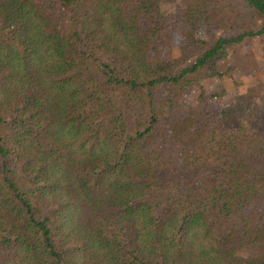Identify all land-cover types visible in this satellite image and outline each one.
Wrapping results in <instances>:
<instances>
[{
  "label": "trees",
  "instance_id": "obj_1",
  "mask_svg": "<svg viewBox=\"0 0 264 264\" xmlns=\"http://www.w3.org/2000/svg\"><path fill=\"white\" fill-rule=\"evenodd\" d=\"M173 1L0 0V264H264V0Z\"/></svg>",
  "mask_w": 264,
  "mask_h": 264
},
{
  "label": "rangeland",
  "instance_id": "obj_2",
  "mask_svg": "<svg viewBox=\"0 0 264 264\" xmlns=\"http://www.w3.org/2000/svg\"><path fill=\"white\" fill-rule=\"evenodd\" d=\"M181 1L182 0H174L173 2L163 3L161 8L163 14L170 15L175 13V11L181 8ZM174 40H175L174 44L177 45L179 43L178 39L176 38ZM256 45H257L256 43H250L241 51V54H243L245 57H248V55H246V53L243 52H248V54L250 55L251 54L250 51H255L254 49L256 48ZM234 88H235L234 90L236 91L240 90L239 85L235 86ZM235 94H236L235 91H230L229 93L227 92V94L221 99L212 101L210 103V107L212 111L214 113H217L221 109V107L230 104V102L234 99Z\"/></svg>",
  "mask_w": 264,
  "mask_h": 264
}]
</instances>
